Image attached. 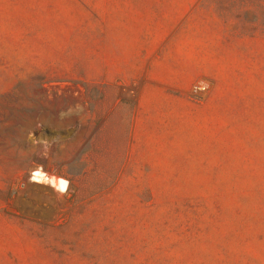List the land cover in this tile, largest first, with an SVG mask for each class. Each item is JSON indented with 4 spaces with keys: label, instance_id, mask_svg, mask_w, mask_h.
Masks as SVG:
<instances>
[{
    "label": "rangeland",
    "instance_id": "374dc122",
    "mask_svg": "<svg viewBox=\"0 0 264 264\" xmlns=\"http://www.w3.org/2000/svg\"><path fill=\"white\" fill-rule=\"evenodd\" d=\"M154 1L0 0V264H264L254 0L200 2L229 26L226 73L147 171L126 160L135 87L101 78Z\"/></svg>",
    "mask_w": 264,
    "mask_h": 264
},
{
    "label": "crops",
    "instance_id": "0c3cea01",
    "mask_svg": "<svg viewBox=\"0 0 264 264\" xmlns=\"http://www.w3.org/2000/svg\"><path fill=\"white\" fill-rule=\"evenodd\" d=\"M201 1L142 4L132 43L119 45L117 61L102 73V82L135 87L126 160L140 170L160 171V146L175 144L182 119L194 107L192 85L215 82L226 73L229 26L212 12L199 10ZM243 40L233 38L236 44Z\"/></svg>",
    "mask_w": 264,
    "mask_h": 264
},
{
    "label": "trees",
    "instance_id": "16d2710c",
    "mask_svg": "<svg viewBox=\"0 0 264 264\" xmlns=\"http://www.w3.org/2000/svg\"><path fill=\"white\" fill-rule=\"evenodd\" d=\"M246 2V8L244 11V15L251 13V8L248 7L247 3L250 2V0H244ZM254 7L256 10L255 13L252 16V21L256 27V29H259L261 32H264V0H254ZM255 30L253 31V33Z\"/></svg>",
    "mask_w": 264,
    "mask_h": 264
},
{
    "label": "bare ground",
    "instance_id": "6f19581e",
    "mask_svg": "<svg viewBox=\"0 0 264 264\" xmlns=\"http://www.w3.org/2000/svg\"><path fill=\"white\" fill-rule=\"evenodd\" d=\"M53 180H49L48 179V175L44 174L42 171H40L39 169L36 170L33 174H32V182H39L41 180H43L47 185L53 187L56 191L59 192H65L66 188H67V184L64 180L60 179V178H56Z\"/></svg>",
    "mask_w": 264,
    "mask_h": 264
},
{
    "label": "built area",
    "instance_id": "2783aa9c",
    "mask_svg": "<svg viewBox=\"0 0 264 264\" xmlns=\"http://www.w3.org/2000/svg\"><path fill=\"white\" fill-rule=\"evenodd\" d=\"M207 89H208V87L205 83L198 82V83H195L194 85H192V87L190 88V91H189V95L192 98H196L199 95L205 94Z\"/></svg>",
    "mask_w": 264,
    "mask_h": 264
}]
</instances>
